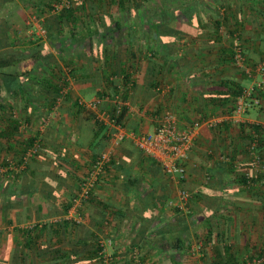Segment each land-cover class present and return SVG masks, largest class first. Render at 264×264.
<instances>
[{"label": "crops", "instance_id": "0c3cea01", "mask_svg": "<svg viewBox=\"0 0 264 264\" xmlns=\"http://www.w3.org/2000/svg\"><path fill=\"white\" fill-rule=\"evenodd\" d=\"M243 1L228 0L231 11L239 12L237 6ZM247 3L248 5L243 4L241 15L237 14V18L232 19L227 25L228 29L236 30L234 37L227 34L225 28H222L220 42L227 46L236 41L237 37L240 38V42L244 43L248 49L247 60L253 61V58L259 59L264 54V4L257 0L255 9L252 10L250 2ZM208 6L210 3L204 4V7ZM115 12L116 4L104 3L99 8V13L103 17L105 16L106 24H113V20L109 21V19L114 17ZM93 41L96 44L94 50L87 47L90 40L83 38L80 42H85L87 46L84 44L80 47L72 46L73 48H69L68 52L52 50L51 53L59 61H67L66 64L70 65L67 67V72L70 71V68L73 71L76 67L81 69L77 72L79 74L83 73L90 59H96L97 62L91 66V73L96 75V81L92 78L78 82L71 78L67 79L70 84L68 90L73 89L71 85L77 88L73 89L70 95L75 91L76 95L81 96L79 91L84 92V89L95 93L89 102L81 100L84 108L82 113H78L74 101L61 99L51 103L44 100L39 105L42 113L38 116H41L38 120L44 121L46 124L50 123L51 131L43 135V126L38 127L36 131L30 129L36 115L32 117V123L28 124L30 126L27 125L23 128L29 130L28 136L37 133L40 135L39 139H43L46 143L40 151V155L44 157L50 148L62 146L61 151L65 153L67 160H70V163L64 166L66 172H64V167L59 168L60 170H53L49 167V170L62 173L65 183H67L66 179L68 180L72 175L71 171H74L75 165L77 166L73 159L79 160L74 155L82 157L81 159L88 156V163H90L92 161L91 151L88 147L78 146L77 141L81 137L90 136L96 124L105 125L108 130L112 131V134L121 129L130 137V135L153 131L159 124L157 118H160L163 112L169 111L176 116L180 128L193 127L197 134L187 162V178L189 177V179L181 184V188L186 187L191 195L187 216L182 213L184 209L179 214L186 220L188 219L187 226L181 230L189 231L190 239L193 242L191 250L185 254L188 259L185 264H254L249 262L263 258L259 255L264 254V184L260 180L264 178V166L260 165V162L257 164L259 155L255 150H251L249 140L250 137L254 140L264 138L263 133L260 132L262 129L259 131V135L252 130L253 126L264 127V88L260 86V83L256 84L253 81L254 85L246 89L243 86V77H240L232 67L234 64L223 62L222 55L217 50L208 52L206 48L205 50L201 48L206 41L205 35H198L193 39L188 37L175 43L172 58L165 63L160 72H157V69L153 71V66L149 61L153 58L154 61L162 64L164 63V54L158 52L152 55L143 40L139 43L134 42L131 46L122 44L118 47L114 46L107 38L104 41L94 38ZM179 44H185V47L180 49ZM106 48L107 51L104 53ZM121 70H128L130 73L131 80L126 84L129 86L122 83L121 77L116 78V76L122 75L120 74ZM238 70L242 71L243 69ZM152 72H157L155 73V79L159 83L157 92L148 89L154 79ZM114 73L115 78L110 79L111 81L118 80V90L111 95L110 90L105 86V77L114 75ZM222 81L225 88L221 86ZM234 83L243 87L242 94L247 95V98L254 102L258 101V107L247 105L241 114H237L235 109L238 98L234 102L232 99L213 100L217 94H222L223 91L227 92L228 87ZM251 90L261 93L263 97H259L257 93V96L253 95ZM123 91L128 94V99L124 103L128 107V113L124 120V126L118 125L119 129H117L110 123V117L113 115L112 108L116 104L119 105L120 95ZM97 93H102V95L98 96ZM47 96L52 100V95L45 93V97ZM95 99L101 100L96 110L89 107V104ZM259 99L261 100L259 101ZM257 110H260V113ZM253 111L256 112V117H253ZM46 114H49V118L44 120L42 116L46 117ZM30 131L36 133L32 134ZM128 141V146L124 144L128 149L123 146L113 148L109 142L103 153L109 154L110 162L114 160L119 164L132 167V175L139 176L138 185L128 189L125 176L109 166L106 173L110 171L108 173L111 178L105 181L104 188L100 183L96 185V189L92 192L94 200L109 202L131 211L146 199L153 200L154 197L159 198L162 194L164 195L166 187V194L169 196L167 205H169L170 201L174 200L171 186L168 184L171 179L165 177L156 164L154 165L144 158L131 137L125 142ZM129 145L139 154V162L133 158L134 153L123 155L122 151H129ZM48 161L53 160L49 159ZM80 161L84 163V161ZM92 163L93 161L86 167H91ZM83 170L85 171L86 168L83 167ZM6 172H1V174ZM20 172L19 169L15 171V173ZM241 172H250L254 177H260V179L246 185L238 179V174ZM102 177L100 182L103 183L104 176ZM29 184L30 178L27 175L0 176V238L3 237L0 253L8 251L11 255L12 252L22 251L24 236L21 235V232H16L17 229H28L37 224L41 227V225L54 223L61 219L74 221L78 218L75 213L77 209L75 210L73 207L66 215L61 212L63 217L58 215L59 206L55 200H50L48 195H43L42 189L30 197L26 196L25 194L29 192ZM11 185L18 187L20 195L15 193V189H9ZM55 186L56 184L52 186L45 182L40 184L41 188H52V190H55ZM174 186L176 185L174 184ZM72 187L74 188V186ZM59 191L69 192L62 189ZM39 195L48 201L46 205L40 202ZM58 196L59 193L55 192L53 197ZM167 205L158 212L137 209V213L132 214L129 219L120 221L114 219V214H109L105 220L97 209H93L86 202L82 208L85 211L88 209L87 221L81 224V231L91 230L99 238L98 242L105 245V251L110 252L109 258L106 255L107 264H110V259L116 264H123L125 257L126 259L127 257L133 258L135 263L142 256L144 257L143 264H165L167 255L162 235L165 219L170 218L169 220L173 221L175 215L166 212ZM206 218L212 221L213 228L216 230L208 236L210 241H205L206 244H203L197 239L194 227L199 222L205 221ZM258 218L262 220L260 224H254L253 221ZM80 219L82 218L80 217ZM193 221H196V224H193ZM216 225L217 228H215ZM199 229L197 235H207L206 230ZM63 247L72 250L82 249L73 248V243H69V241L65 242ZM199 247L200 252L198 253ZM108 248L111 251L108 252ZM52 249L51 244L42 250V253L52 252ZM24 253L26 254L25 249ZM112 254L116 256L113 258ZM34 255H25V262L22 264H31V262L37 264L38 260ZM0 261L4 264H19L18 262L10 263V260Z\"/></svg>", "mask_w": 264, "mask_h": 264}, {"label": "trees", "instance_id": "16d2710c", "mask_svg": "<svg viewBox=\"0 0 264 264\" xmlns=\"http://www.w3.org/2000/svg\"><path fill=\"white\" fill-rule=\"evenodd\" d=\"M247 2H250L252 10L255 9L254 6H256L255 4L257 0H244L242 4L239 3L240 5L237 6L239 12L231 11L230 6L228 5V0H11L8 4L1 5L0 176H16L18 174L14 173L19 169L21 171L19 173L20 175H27L30 178L29 192L28 194H25L28 197L41 191L40 184L44 182L47 184L50 183L52 186L56 184L54 187L55 189L69 191L71 193V199L62 208V213L65 214L74 206V200L78 197L77 194L79 193V189L72 197V188H66L65 178H63L62 173L53 172L49 169L43 170L50 166L57 167V170H60L59 168L67 166L66 164L70 163V160H67L65 153L61 151L62 146L50 148V150L46 152V158L53 160V162H46L44 156L40 155L41 148L46 145L43 139H39L40 135L36 133L26 137L23 136V139H21V129L32 123V117L39 111V102L45 100L46 102L54 103L56 100L61 99L66 101L70 100L69 92L67 93L66 91V88L70 86L67 81L68 78L77 82L89 78L94 79V81L97 80L95 79L96 75L91 73L92 64L97 62L94 58L87 62L88 65L85 66L83 73H77L78 70L81 71V69L75 67L76 69L74 68L73 71L71 70L72 68H70L67 76L64 77L59 75V77H56L52 72V65H54V63L51 62L52 50L61 48V50L63 49V52H68L69 48H73L72 46H84L86 43L80 42L83 38H88L90 40L89 45L86 46L91 50L96 48V44L93 41L94 38L101 41H104L107 38V40H110L111 43L117 47L122 44L131 46L134 42L139 43L143 40L146 43V48L152 53V55H155L158 52L164 54L163 65L154 61L153 58L149 61L153 66V71L157 69V72H160L165 63L172 58L171 55H173L175 43L180 40L183 41V39H187L188 37L193 39L198 35H205L206 41L202 44L201 48L204 50L206 48L208 52L217 50L219 54L222 55L223 62H229L233 65L235 64V50L238 49L240 51L245 61L247 60L246 56L248 55V49L244 43L240 42L241 39L238 37L233 43L224 46L220 42V36L223 31L222 28H225L227 34L234 37L236 30L228 29L227 25H229V22L232 19L235 17L237 18V14H240L242 7H244L243 4L248 5ZM104 3L108 5L116 4V12L112 18L113 24H106L105 16L103 17L101 13H99V8L102 7V4ZM205 3H210V6L204 7ZM260 3L264 4V0H260ZM26 5L35 8V13L39 15V18H44L42 24L45 31V39L42 41L41 39L34 42L30 41L28 43L29 47L25 52L18 53V51L14 50L2 51V49L9 46L6 43L8 38L6 37L5 32L8 27L13 24V13L11 12L14 9L11 7H15L16 12L21 6ZM141 7L148 15L146 20L141 16ZM51 14L54 15L55 20L54 17L53 20L49 18V15ZM67 30L70 33V44H65L62 41L63 35ZM11 44L13 45V42H11ZM108 45L112 46L111 44ZM138 45L141 46V44ZM49 46L56 48L50 49ZM97 48L99 49V47ZM56 51H58V49H56ZM106 51L107 48L104 50V53H106ZM81 56L79 57L82 58ZM253 61L256 64L259 62L263 63L264 54L259 59L253 58ZM68 67H70V65H68ZM157 72H152L154 79H152L151 84L148 86V89L153 92H155L156 89L158 90L159 86L157 79H155V73ZM120 74L122 75L117 74L118 76H116V78L121 77L122 83L125 85L128 84L131 80V75L128 70H121ZM242 74H245V69L242 70ZM112 77L115 78V73L114 75H107L105 77V86L110 90L111 95L115 94L118 90V80L111 81L110 78ZM54 79H57V81ZM221 86L225 88L223 81L221 82ZM45 93L52 95V100L49 99L48 96L45 97V95H43ZM221 93L222 94H217L213 100L222 101L232 99L234 102L235 99L243 95V87L238 83H234L231 87H228L227 92L223 91ZM101 95L102 93L98 96ZM127 95L128 94L125 91L121 93L119 100V105L121 104V113L118 115L117 119L115 117L116 124L120 126H124V120L128 113V107L124 105L128 99ZM17 101L21 102L20 105H23L22 110L26 109L27 112H25L22 119L17 117L13 112V105ZM74 104L78 113L81 114L84 109L81 100L77 98L74 101ZM119 105L116 104L115 107L112 108L111 113L113 115L117 114L116 111L118 110ZM23 125L24 127H22ZM127 128H129V126H127ZM262 128L261 125L253 126L252 130H254L255 134L259 135V131ZM260 132L263 133V131ZM111 136L112 131L108 130L105 125L99 123L95 125L90 136L87 138L81 137L78 139L77 144L78 146L89 148L94 163L97 158L101 157L103 154L111 140ZM125 141H123V144L121 143L119 147H125L124 144L127 145L129 143V141ZM253 142L256 143L254 150L259 155L258 162L261 163L264 159V153L262 152L264 151V138L254 140L250 137L249 143L252 144ZM31 149H35V153H32V156L28 157L27 153ZM122 152L124 156L126 153L131 155L134 153L133 158H136L138 160L137 162H139V154L134 151L133 147L130 146L129 151ZM9 154L13 155L15 162L7 161L6 158ZM144 158L146 157L144 156ZM40 160L41 162H39ZM150 163L153 162L150 161ZM109 166L125 176V183L128 189L138 185L140 179L139 176L132 175V167L119 164L114 160L109 162V165L107 164L105 169L108 170ZM4 171H7V174L4 173L2 175L1 172ZM64 172H66V168ZM68 173L69 171L67 174ZM238 179L247 185L252 182L254 183L256 180L260 179V177L256 178L250 174V172H241L238 174ZM260 180L262 181L261 183L264 184V178ZM80 182H82V180ZM10 188L15 189V193L20 195L18 187L16 188L11 185L9 189ZM166 191L165 187V193L164 195L162 194L163 196L161 195L159 198L154 197L153 200L146 199L145 202L138 205V207L135 206L131 211H129V209L120 208L109 202L94 200L92 194L88 200L83 201V204L88 202L93 209H97L99 213L102 214L105 220L109 214H114L113 217L115 220L123 221L127 218L129 219L132 214H135V212L137 213V209L157 212L158 210L161 211L168 203L169 196L166 194ZM51 192L53 193L52 189L50 192H47L48 198H50L49 196L51 195ZM180 212V209H175L173 221L169 220V218L165 219V228L162 234L165 243V254L167 255V261L165 264H185L188 260L185 254L191 250V245L193 244L189 236V231L181 230L183 227L187 226L188 219L186 220V218L181 217L179 215L181 214ZM193 224H196V221H193ZM199 228L202 229V231L206 230L207 235H197V230ZM215 228H217V225ZM215 230L212 221L208 218H206L205 221L199 222L197 226L194 227L197 239L202 241L203 244H206L205 241H210L208 236ZM16 232H21V235L24 236L22 247L25 249L26 254L24 253L23 248L22 251H17L15 253L12 252L11 255L8 251L1 252L0 260H3L4 262L10 260V263L18 262L19 264H22L25 262L24 256L27 254L28 256L29 254H31V256L35 254L34 256L38 260L37 264H103L104 262L102 252L106 248L105 245L98 242L99 238L94 232L91 230L85 232L83 230L81 231V225L72 220L61 219L54 223L41 225V227H39V224L32 225V227L28 229H17ZM67 241L73 243V248L76 247L82 249L72 250L63 247L64 243ZM51 244L53 247L52 252L42 253V250L46 249ZM115 256V254H112L113 258ZM259 256L264 258L263 253ZM134 261L135 260H132L131 258L127 257L126 259L125 257V262L123 264H143L144 257H140L135 263ZM0 264L4 263L0 261ZM31 264L34 263L31 262ZM110 264L116 263L111 262L110 259ZM262 264H264V262Z\"/></svg>", "mask_w": 264, "mask_h": 264}, {"label": "rangeland", "instance_id": "374dc122", "mask_svg": "<svg viewBox=\"0 0 264 264\" xmlns=\"http://www.w3.org/2000/svg\"><path fill=\"white\" fill-rule=\"evenodd\" d=\"M11 0H0V6L1 5H4V4H8L9 2H10ZM188 1H191V0H188ZM2 7V6H1ZM1 7H0V9H1ZM12 9H14L11 13H13V16H12V22H13V24L11 25V26H9L8 27V29L6 30V32H5V34H6V37L8 38V40H6V43L9 45L8 47H6V48H4V49H2V51H9V50H14V51H18V53H21V52H25L26 50H27V48L29 47V45H28V43L31 41V42H34V41H38L39 39H41V41L43 40V39H45V31H44V27H43V22H44V18H39V15H37L36 13H35V8H33L32 6H30V5H26V6H21L16 12H15V7H11ZM141 10H140V13H141V16L144 18V20H146L147 19V14L145 13V11L142 9V7L140 8ZM106 11V10H105ZM150 15H152V14H150ZM53 16L54 15H49V18L50 19H52L53 20ZM111 17H113V15L111 14ZM151 17H153V16H151ZM108 19H109V17H108ZM1 21H4V20H1ZM109 21H112V18H110L109 19ZM2 37V36H1ZM62 41H63V43H68V44H70V33H69V31L67 30L65 33H64V35H63V38H62ZM11 42H13V45L11 44ZM180 46H179V48L180 49H182V47L184 48L185 47V44H179ZM50 47V49H55L56 47H51V46H49ZM56 49H58V51L57 52H62V50H61V48H56ZM55 49V50H56ZM55 50H53V51H55ZM51 62L52 63H54V65H52V72L56 75V77H59V75H61V76H66L67 74H69V71L67 72V67H68V65L66 64L67 63V61H64V62H62V61H59L58 60V58L56 57V56H52V59H51ZM262 62H259V63H255L254 61H252V60H245L244 61V69H247V70H249V71H251V75L250 76H248L246 73L245 74H242V71H239L238 69H242V68H240L239 66H237L236 64H234L232 67H234L233 69H235L236 70V73H238L239 74V76L240 77H243V79H244V81H243V86L246 88V89H248L251 85H254V84H252L253 83V81H255L256 82V84L257 83H260V86L262 87V88H264L263 87V80H264V72L263 71H258L257 69H258V67L260 66V65H263V63L261 64ZM261 68H264V67H261ZM138 79H139V77H138ZM55 81H57V79H54ZM63 81H65V80H63ZM255 84V85H256ZM80 85V84H79ZM165 86V85H164ZM75 87V88H74ZM71 88H73V89H77L76 88V86H72L71 85ZM73 89H69L68 90V88H66V90H67V93L69 92V95L71 94V92L73 91ZM252 92H253V95H256V93H257V95L259 96V97H263V96H261V93H258V92H254L253 90H251ZM251 91H250V93H251ZM66 92V91H65ZM79 93H80V95L82 96H78V95H76L75 94V91H74V93L72 94V95H70V101H75L77 98L78 99H80V100H85L86 102H89L90 100H91V98L94 96V92L93 91H90V90H88V89H84V92H81V91H79ZM43 95H45V94H43ZM245 95V94H244ZM256 95V96H257ZM249 97V96H248ZM261 99H259V101H260ZM264 100V99H263ZM244 101L248 104V105H254L253 104V101L250 99V98H247V95H245V97H244ZM15 102V101H14ZM20 103L21 102H16L14 105H13V112H14V114L17 116V117H19V118H23L24 117V115H25V112H26V109L25 110H22V108H23V105H20ZM42 102H39V104H41ZM260 106V105H259ZM253 107H258V105H254ZM28 110V109H27ZM29 111V110H28ZM257 111H259V113H260V110H257ZM27 113V112H26ZM29 113V112H28ZM42 113V110L40 111V109H39V111H38V113L36 112V119L33 121V123H32V125H31V128L30 129H32V130H34V131H36V129H38V127H40V126H43V129H44V133H43V135L44 134H46V132H50L51 131V124L50 123H45L44 121H40V120H38V119H40L41 118V116L40 117H38L40 114ZM252 114H253V117H256V112L255 111H253L252 112ZM44 115H45V113H44ZM48 115L49 114H46V117L45 116H42V118L44 119V120H46V118L48 119L49 117H48ZM38 117V118H37ZM22 127H24V125L22 126ZM25 128V127H24ZM262 131H263V135H264V127L262 128ZM28 133H29V130L27 129H21V135H22V138L21 139H23V136L24 137H26V136H28ZM30 133H32V134H34V133H36V132H31L30 131ZM40 133V132H39ZM263 153H264V151H262ZM71 155V154H70ZM72 156V155H71ZM75 157H77L79 160H77V159H75L73 156V162H75L76 164H77V166L75 165V169H74V171H71L72 172V175H70L69 176V178H68V180L66 179V181H67V183H66V188H72L71 190H72V197L77 193V190L79 189V184L81 183L80 181L86 176V173H87V171H88V168H90V167H86V165L87 164H90V163H88L89 161V159L87 158V157H83V159H81V158H79L80 156H78V155H74ZM264 156V155H263ZM7 159V161H13V162H15L14 161V159H13V155H11V154H9V156L6 158ZM44 159H46V162H49L48 160H49V158H46V157H44ZM80 160H82V161H84V163H82ZM264 160V159H263ZM45 161V160H44ZM53 162V161H52ZM260 165H262V166H264V161H262L261 162V164ZM51 167V169H53V170H57V168L56 167H52V166H50ZM83 167H85L86 168V170L84 171L83 170ZM47 170L48 169H50L49 167L48 168H46ZM71 172H70V174H71ZM109 173H110V171H108ZM106 173L105 175H104V179H103V183L102 182H98V183H100L101 184V186L103 187H105L106 185H105V181L107 180V179H109V178H111L110 177V175H109V173ZM14 174H19V173H14ZM14 176V175H13ZM101 178H103V177H101ZM187 179H189V177L187 178ZM167 181L169 180V179H166ZM165 180V181H166ZM69 182V183H68ZM97 183V184H98ZM168 184L171 186V194L174 196V200H173V202H174V204H176L175 202H177L178 201V197H177V192H178V190L181 188V185L180 184H176L175 182H173L172 180H169V182H168ZM174 184L176 185V186H174ZM180 185V186H179ZM72 186H74V188L72 187ZM169 186V187H170ZM100 187V186H99ZM102 187H101V189H102ZM103 187V188H104ZM173 187V188H172ZM185 190H187L188 191V189L186 188V187H183ZM42 190H43V192H42V194L43 195H47V191H49V190H51L52 188H41ZM55 189V188H54ZM94 189H96V186H95V188ZM53 191H55L56 193H59V196L58 197H56V198H54L53 196L55 195V192H51V195H50V200L52 199V200H55V203L59 206V208H60V212H59V214L58 215H60L61 217H63V214L61 213L62 212V208H63V206L64 205H66L69 201H70V199H71V193L70 192H62V191H59L58 189H55V190H53ZM189 192V191H188ZM78 195V194H77ZM171 196V195H170ZM38 198H39V200H40V202L41 203H45V205H46V202H48L43 196H41L40 197V195L38 196ZM171 198V197H170ZM83 205L84 204H81V207H79V208H77V211H75V213L78 215V216H80L82 219H80V225L84 222V223H86L85 221H87L86 220V218H87V211H88V209H87V211H85L84 210V208H82L83 207ZM179 205H181V204H179ZM188 205H189V201L186 203V205L183 207V209H184V211H182V213L184 214V215H186L187 216V212H188ZM58 208V209H59ZM174 209H177V207H174L173 205H167V207H166V212L167 213H169V214H171V213H174ZM58 211V210H57ZM189 211H190V209H189ZM66 215V214H65ZM65 215H64V217H65ZM68 215V214H67ZM172 217V216H171ZM170 219V218H169ZM262 220H261V218H258V219H256L255 221H253V223L254 224H256V223H258V224H260V222H261ZM88 224V223H87ZM89 225V224H88ZM2 238L3 237H1L0 238V244H1V242L3 241L2 240ZM69 245H71L72 246V244H69ZM109 251H111L109 248H108V252ZM105 253H106V255L108 256V258L110 257L109 256V253H107L106 251H105ZM137 254V253H136ZM133 259V258H132ZM260 259V258H259ZM255 260H257V259H255ZM249 263H253V261H251V262H249Z\"/></svg>", "mask_w": 264, "mask_h": 264}, {"label": "built area", "instance_id": "2783aa9c", "mask_svg": "<svg viewBox=\"0 0 264 264\" xmlns=\"http://www.w3.org/2000/svg\"><path fill=\"white\" fill-rule=\"evenodd\" d=\"M234 63L240 68L244 69V59L238 49L235 50ZM264 63L258 67V71L264 72ZM245 73L250 76L251 71L245 69ZM264 83V80H263ZM245 95L243 94L237 100L236 113L241 114L245 107L248 105L244 101ZM118 99V97H116ZM101 102L100 99H95L89 104L91 109L96 110L97 106ZM254 105L259 104L258 101L254 102ZM117 114H114L110 117V123L115 125L117 129L119 126L116 124V119L121 113V104L116 111ZM116 117V119H115ZM159 121L158 126L151 132L140 133L138 135H130L137 149L151 162L155 163L161 170L162 174L173 180L176 184H182L187 179L188 167L187 162L189 159V153L191 152L194 142L196 140L197 134L193 127H188L182 129L179 127L176 116L167 111L163 112L160 118H157ZM126 132H123L121 129L114 132L111 136L110 145L115 148L119 147L120 144L130 138ZM37 147V146H36ZM35 147V148H36ZM256 143L253 142L250 145L252 151H254ZM32 153H35V149H31L27 156H32ZM110 162V156L107 153H103L101 157L92 164L87 175L82 179V182L79 184V193L78 197L74 200L73 208L76 210L78 207H81L83 201L89 199L92 194L95 186L99 182L102 176L106 174V165ZM257 160V164H258ZM190 193L180 188L178 190V201L174 204L173 201H170V205L174 207H179L183 209L186 203L189 201ZM181 204V205H179ZM74 222H80V216L77 219H74ZM105 250L102 252L104 259V264L108 263V259L105 253ZM198 253L200 252V247L197 249ZM264 258L253 260L254 264H262Z\"/></svg>", "mask_w": 264, "mask_h": 264}, {"label": "clouds", "instance_id": "9594fccd", "mask_svg": "<svg viewBox=\"0 0 264 264\" xmlns=\"http://www.w3.org/2000/svg\"><path fill=\"white\" fill-rule=\"evenodd\" d=\"M83 204V203H82ZM178 209L182 210L181 208L177 207ZM80 223V222H79ZM106 249V248H105Z\"/></svg>", "mask_w": 264, "mask_h": 264}]
</instances>
